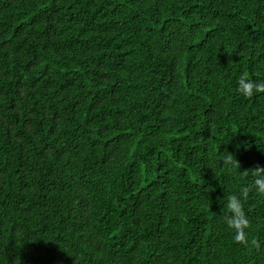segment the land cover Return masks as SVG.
Instances as JSON below:
<instances>
[{"label": "trees", "instance_id": "16d2710c", "mask_svg": "<svg viewBox=\"0 0 264 264\" xmlns=\"http://www.w3.org/2000/svg\"><path fill=\"white\" fill-rule=\"evenodd\" d=\"M244 72L264 0H0V264H264Z\"/></svg>", "mask_w": 264, "mask_h": 264}, {"label": "clouds", "instance_id": "9594fccd", "mask_svg": "<svg viewBox=\"0 0 264 264\" xmlns=\"http://www.w3.org/2000/svg\"><path fill=\"white\" fill-rule=\"evenodd\" d=\"M236 91L243 95L245 98H252L254 94L264 93V81L256 82L249 78L247 72L242 73L237 80ZM225 163L234 164L232 156L229 155L225 159ZM236 166H239L237 164ZM247 175V173H245ZM252 175L255 177L251 185H247L241 188V195L244 200H247L249 193L255 190V192L261 196H264V166L257 165L252 168ZM228 209V214H225L224 220L230 229L234 230V242L245 247L249 244L255 249L260 248V241L253 238L251 241L247 238L246 229L251 227V222L248 219L245 211L244 205L237 195L233 194L228 197V202L226 205Z\"/></svg>", "mask_w": 264, "mask_h": 264}]
</instances>
